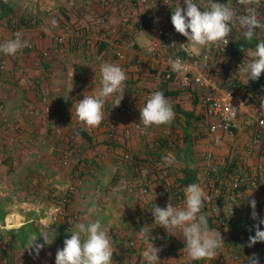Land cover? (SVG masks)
Masks as SVG:
<instances>
[{"label":"crops","instance_id":"crops-1","mask_svg":"<svg viewBox=\"0 0 264 264\" xmlns=\"http://www.w3.org/2000/svg\"><path fill=\"white\" fill-rule=\"evenodd\" d=\"M214 2L229 3L238 15L244 14V6L238 0ZM3 3L10 11L4 16L0 11V43L15 39L14 34L20 32L27 46L13 56L0 52V104L4 110L1 113L8 121L4 125L0 120V206L6 214L4 224H0V243L20 247L14 258L13 254L0 255V261L12 264L41 261L46 250L43 248L38 257L34 252L30 255L25 249L27 242L23 241L27 231L17 230L23 226L30 229L27 226L33 220L27 214H32L29 211L33 202L65 195L68 186L74 185L73 207L87 217L79 223L101 222L113 241L114 264H146L142 253L147 244L161 249L158 254L161 264H249L248 257L253 255L252 247L246 246L249 229L264 219V173L258 188L233 192L234 176H226L221 169L234 163L238 173L247 174L256 167L264 172V132L261 148L252 154L247 153V147L255 126L244 125L233 133L209 132L206 124L212 119L206 116L200 94L193 90L164 94L175 112L170 124L145 127L140 123L139 106L146 103L145 94L165 89L152 69L153 59L148 51L156 36L139 29L135 23L149 8H133L130 0L106 4L101 0H3ZM115 3L124 8L127 19L111 9ZM178 5L186 8V4L173 1L166 17L162 8L151 10L162 17V24H167ZM258 12L264 21V0ZM103 16L108 30L99 23ZM53 20L56 26L52 25ZM239 32L233 28L230 36L241 37ZM59 37H64L66 44L53 53ZM116 39H120L123 53L120 59L114 55ZM253 39L256 43L252 50L264 40V30L256 29ZM193 49L200 50L198 46ZM245 51L242 53L249 61L251 58ZM233 56L230 48L211 52L206 71L211 73L215 84H222V70H226ZM104 62L118 64L125 71L128 77L124 82L125 93L118 107H114V101L120 93L108 98L100 126L87 128L75 119L73 106L83 99V93L101 87L99 68ZM21 76L26 79L24 85L17 82ZM241 80L245 82L243 77ZM43 94L54 98L52 113L33 117L30 112L40 110ZM79 131L89 139L83 138ZM159 138L167 142L160 156L168 167L165 171L153 155L152 146ZM71 146L79 152L70 150L68 157L65 149ZM165 157L169 158L167 163ZM189 169L197 179L194 183L205 193L209 190L207 183L216 176L211 174L213 169L223 185L224 194L219 197L216 189L214 196L219 197L220 213L226 218L225 224L215 227L224 244L213 260H191L183 252L186 245L182 235H169L165 228L154 223L151 210L155 206L164 208L172 201L170 189L179 185L183 172ZM143 189L148 192L143 193ZM13 199L15 205L7 203ZM251 199L257 201V220L251 218ZM184 202L185 196L182 202L171 203L182 207ZM225 205L232 206L231 216L223 211ZM76 224L67 227L65 238L64 233L58 236L61 232L58 234L57 227L62 225H56L57 237L50 238L56 249H63L64 240L71 238ZM144 227L147 228L141 232ZM39 235L36 242L43 243ZM56 252L49 254L50 264H55Z\"/></svg>","mask_w":264,"mask_h":264},{"label":"clouds","instance_id":"clouds-1","mask_svg":"<svg viewBox=\"0 0 264 264\" xmlns=\"http://www.w3.org/2000/svg\"><path fill=\"white\" fill-rule=\"evenodd\" d=\"M244 6V14L237 11L229 3L214 2V0H184L186 8L180 5L172 10L171 23L177 33L186 37L187 43L178 45L188 52L193 46L201 48L221 47L229 43V35L233 28L247 41H252L255 30H264V21L259 16L258 9L261 0H238ZM167 4V3H165ZM57 22L52 21L56 26ZM15 39H8L0 43V52L13 56L27 46L22 41L20 32H16ZM170 46L176 47L173 42ZM243 50V49H241ZM245 51V50H243ZM247 57L251 59L239 66L238 73L244 78L245 84L249 81L259 80L264 73V40H260L254 50L248 49ZM173 71L182 73L185 65L177 58L171 62ZM100 85L98 90L83 93V99L75 104V119L87 128L99 127L104 119V105L108 98L115 93H120L114 107H118L124 96V82L127 80L125 71L114 63L100 64ZM73 109V108H72ZM260 110H264V97L261 98ZM72 112V110H71ZM140 123L145 127L170 124L175 118L173 105L163 92L155 91L147 98L146 103L139 106ZM237 110L231 108V118H235ZM73 119V116H72ZM169 160L165 157V162ZM185 202L182 207H174L169 201L166 207L155 206L151 211L154 223L166 229L169 235H182L185 241L183 252L193 261L213 260L217 256V249L222 248L224 238L217 228H210L208 215L204 213V201L210 199L199 184H190L184 189ZM252 193L249 195L251 196ZM251 218L257 220V201L251 199ZM223 211L226 215H232V206L225 205ZM220 209L216 208L219 215ZM264 219H260L254 225L255 235L249 236L247 247H252L257 242H264V230L260 225ZM49 228V226H46ZM147 227L142 228L143 232ZM251 231V229H249ZM39 237H43V243H37V236L33 235L26 244V250L38 257L45 245H50L53 239L49 238L48 231H41ZM63 249H58L55 264H114L113 241L106 230L102 229L99 220L89 224L78 223L72 231L71 238L64 240ZM243 247V245L241 246ZM160 248L154 244H147L142 256L146 264H161L159 259ZM249 264H259V259L254 253L248 257Z\"/></svg>","mask_w":264,"mask_h":264},{"label":"built area","instance_id":"built-area-1","mask_svg":"<svg viewBox=\"0 0 264 264\" xmlns=\"http://www.w3.org/2000/svg\"><path fill=\"white\" fill-rule=\"evenodd\" d=\"M112 0H101L103 4L110 2ZM173 1H178L179 3H184V0H130L134 6H144L148 7L149 11L144 12L141 17L135 22L137 27L144 31H149L154 33L156 38L151 40L148 51L152 56L153 63L151 64L153 71L156 73L159 83H165L172 89L187 90L192 88H197L203 91L201 96V101L206 109V116L210 120L207 125L209 132H215L221 130L223 132L233 133L239 130L242 126H255V134L251 138L249 145L247 147V153L252 154L256 150L261 148V140L264 132V110H260L262 95L256 92L248 91L245 82L241 80V76L238 73L239 66L248 62V58L240 52L233 56L231 61L228 63L226 70H222L223 77L228 75L229 80L225 86L217 85L212 81L211 73L206 71L211 57V52L216 49L220 52L226 51L230 48L231 37L229 35V43L225 46L200 48L199 51H195L193 47L188 51L180 48L178 45L187 43L186 37L177 33L171 23L162 24L161 16L156 15L151 8H162V15L166 17L167 9L171 7ZM194 2H199V0H194ZM167 3V4H165ZM112 10L119 14L121 18L127 19V14L124 8L120 6L119 3L112 4ZM154 14H153V13ZM99 23L101 26L108 30V23L106 18L103 16L99 18ZM256 32V30H255ZM240 33V32H239ZM173 42L177 44L176 47L170 46ZM66 40L64 37H59L56 40V44L53 48V53H57L64 48ZM113 45L114 55L117 58H123V53L120 50V39L114 40ZM42 55H46L43 53ZM179 58L185 65V71L178 73L173 71L171 67V62ZM231 78V80H230ZM18 84L24 85L26 79L21 76L18 78ZM146 98L150 96L149 93L145 94ZM54 101L53 97L49 94H43L41 96L40 110L37 112L31 111L33 117H38L41 113L44 116H50L52 113V103ZM135 105L133 104V107ZM231 108L237 110L235 118H231ZM207 118V119H208ZM204 122L206 119H203ZM206 123V122H205ZM72 153L77 151V148L73 146L70 147ZM66 156V155H65ZM64 156V157H65ZM262 177V173L259 170H254L251 174H245L239 172V175L234 177L231 186L233 189H237L240 186L246 187H256L259 180ZM73 191V186L68 188V192ZM146 189H143V193H147ZM215 190H209L206 195L210 199L205 200L206 204H211L212 195ZM184 189L178 188L172 194L171 202H182L184 200ZM61 203L67 202L66 196H61ZM210 212L216 213V206L210 205ZM219 223L223 225V221L218 219Z\"/></svg>","mask_w":264,"mask_h":264},{"label":"trees","instance_id":"trees-1","mask_svg":"<svg viewBox=\"0 0 264 264\" xmlns=\"http://www.w3.org/2000/svg\"><path fill=\"white\" fill-rule=\"evenodd\" d=\"M0 11L1 13L4 15H6L5 13H8L10 11V8L7 4H4L3 3V0H0ZM123 22H125L123 20ZM243 36L241 37H238V38H233L231 39V42H230V49H231V54L233 55H236L240 52H243V50H247V49H250L254 46V44L256 43V41L253 39L252 41H247L245 40L244 38H242ZM243 49V50H241ZM229 76L228 75H225L223 77V81H222V84L221 86H225L227 84V81L229 80H226V79H229L228 78ZM231 80V78H230ZM163 85V87L165 89H162L161 91H163V94H176L178 91H181V89H171L167 84L165 83H161ZM246 85V88L248 89V91H251V92H256L257 94L259 95H262L264 96V73L261 74L259 80L257 81H249ZM170 90H168V89ZM187 90H193V91H196L198 94H200V96H202V93L203 91L197 89V88H192V89H187ZM80 135L85 138L86 140H88L89 138L87 137V134L84 133V132H81L79 131ZM167 145V142L164 141L163 139L159 138V139H156L155 142H154V145L152 146L153 147V155L155 157H157V163L158 165L160 164V168L163 169V171L167 170L168 167L160 160V156H161V152L162 150L166 147ZM159 159V160H158ZM237 167L235 166L234 163H232L231 165L227 166V167H224L223 169H221L223 171V173L226 174V176H234L236 177L237 175H239L238 173V168L236 169ZM257 169L255 170H259L261 171V173L263 174V169L259 168V167H256ZM253 172L252 171H249L247 174H251ZM184 177L182 180L178 181L179 182V185L177 186H174L172 189H170V192L171 194L174 193V191L176 189H178L179 187L184 189L186 188L188 185L190 184H193L194 182L197 181L196 178H193V171L191 169L189 170H185L184 172ZM212 174V173H211ZM216 176L214 175L212 177V181L208 182L207 183V190H215L217 192H219V197L221 194H224V189H223V185L222 184H219V179H218V174L215 172ZM261 184V179L259 180V183L256 187H246V186H240L239 188L237 189H232L233 192H237V191H241L242 189L244 188H247V189H256L259 187V185ZM217 189V190H216ZM208 190V191H209ZM72 192H67L65 195L63 196H66L67 197V201H69L71 198H72V195H71ZM212 201H211V204L210 205H213V206H216L217 208H219V202H220V199L219 197L216 198V196H214V194L212 193ZM61 198V196L58 197V199ZM66 203H64V206L66 208ZM209 204H206L204 203V213H211L210 212V206ZM5 212L1 209V206H0V224L3 225L4 224V217H5ZM218 219L222 220L223 221V224L226 223V218L224 216H222L221 213H219V215H217L216 213L213 214L211 213L210 215H208V223H209V227L210 228H215L217 226H222ZM26 226H23L21 228H19L17 230L18 233L20 232H24V231H27L26 232V235L24 236V242H27L28 241V238L34 234L35 236L39 235L38 234V231L34 228H31V225L30 226H27V228H30V229H25ZM260 228L261 230H264V224L260 225ZM255 235V228L254 227H251V231L249 232V235H248V238L249 236H254ZM27 239V240H26ZM23 246V244H22ZM256 254V256L258 257V259L260 260L262 258V256L264 255V242H257L255 245L252 246V254Z\"/></svg>","mask_w":264,"mask_h":264},{"label":"rangeland","instance_id":"rangeland-1","mask_svg":"<svg viewBox=\"0 0 264 264\" xmlns=\"http://www.w3.org/2000/svg\"><path fill=\"white\" fill-rule=\"evenodd\" d=\"M3 111H4L3 105L0 104V120L2 121V123L4 125H7L8 124L7 118L5 117V115H3L1 113ZM65 150L67 151L65 153L69 152L68 153V157H69L70 148L65 149ZM78 152L79 151L77 149V151L75 153H78ZM216 171H217L216 169H213L212 174L215 173ZM70 186H72V185H70ZM70 186H68V188ZM206 188H207V186H206ZM67 192H68V190H67ZM74 192H75V190L72 191V193H71L72 199L67 201L66 208H65L64 204L60 202V198L58 199L59 196L42 197L41 199H38L33 203L31 202L32 203L31 204L32 209L29 212H32V214H30V213L27 214L28 218L33 220L29 223V224H32L31 228L36 229L39 234L41 233V231H48L49 238H52V237H57V235H55L56 234L55 227L57 224H60V225H62L63 229L61 226L57 227L60 230V231H58V234H59V232H61L60 235H58V236L60 237L64 233L63 238H65L66 237L65 231H66L67 227H71L73 225V223H75V222L79 223L80 220H82V219L83 220L85 218L87 219V217L82 216L83 212L79 211L77 208L74 209V207H73V205L75 206V204H74L75 199L73 197ZM96 195H97V192L95 193L94 196H96ZM61 196H63V195H61ZM7 203L10 205L16 204L14 199L12 200V202H7ZM46 226H49V228ZM51 230H53V232H55L54 235H52ZM40 238L43 241V237H40ZM18 248H20V247H18L16 245H11V246L3 245L1 242L0 243V255L2 257H8V256L13 254L11 257L14 258V255H16ZM44 249L46 251L42 252L41 261L36 262V264H50L51 255H49V254L51 253V251L55 252L56 250H58V249H56L55 243H51L50 245L45 246ZM251 250H252V248H251ZM0 260H1V258H0ZM33 263H34V261H32V264ZM0 264H12V263H10V261H5V262L0 261ZM259 264H264V255L259 260Z\"/></svg>","mask_w":264,"mask_h":264}]
</instances>
